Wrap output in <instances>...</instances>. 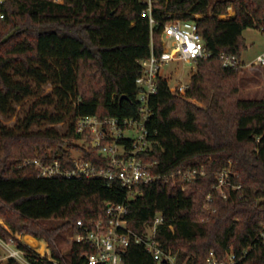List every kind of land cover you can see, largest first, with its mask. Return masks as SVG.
<instances>
[{
    "label": "trees",
    "instance_id": "1",
    "mask_svg": "<svg viewBox=\"0 0 264 264\" xmlns=\"http://www.w3.org/2000/svg\"><path fill=\"white\" fill-rule=\"evenodd\" d=\"M230 7L235 13L223 18ZM144 8L142 0H4L0 114L12 117L18 105L36 99L17 127H0V219L12 233L46 240L61 259L57 235L76 234L79 220L92 224L106 218L107 203L125 201L127 192L118 182L44 178L26 161L60 156L72 165L70 141L83 138L76 129L83 116L140 118V61L151 56L152 42L154 52L162 53L165 23L194 20L211 55L196 61L184 94L172 92L170 78L159 76L146 122L151 147L141 159L160 177L139 186L143 193L128 203L127 218L142 234L161 213L157 239L175 264H207L211 251L219 259L232 251L235 264H264V98H238L234 85L243 65L244 30L264 32V0H161L153 12L152 37ZM222 54L235 55L239 65L224 66ZM48 84L53 89L45 93ZM65 121L64 133L41 127ZM34 125L40 129L32 130ZM79 150L93 163L107 165L98 150ZM202 167L208 174L191 181L192 188L171 184L178 170ZM221 170L229 171L232 185L241 186L230 187L227 199L213 188L214 173ZM51 221L57 225H47ZM10 231L0 222L2 240L12 238ZM91 252L88 243L72 244V264H85L83 255ZM6 264L20 263L10 259ZM123 264L171 262L155 260L132 239Z\"/></svg>",
    "mask_w": 264,
    "mask_h": 264
},
{
    "label": "built area",
    "instance_id": "2",
    "mask_svg": "<svg viewBox=\"0 0 264 264\" xmlns=\"http://www.w3.org/2000/svg\"><path fill=\"white\" fill-rule=\"evenodd\" d=\"M61 2L63 0H54ZM161 0H142L145 8L142 16L148 18L151 37L155 25L154 8ZM4 0H0V7ZM3 17V15H0ZM149 58L140 61L143 68L141 75L136 79L139 89L137 100L140 104V118L125 119L117 118L99 119L97 116H83L76 122L77 132L83 139L89 140L87 149L98 150L99 154L107 160V165H98L85 158L84 152L80 156L72 155V165H66L60 156L48 160L36 158L27 160L26 164H32L38 171V175L44 178L65 177L81 179H105L112 184L118 182L127 192L125 201L120 204L107 203V216L92 224H86L79 220L78 228L81 230L72 234L67 241L70 246L74 243H88L92 252L85 253V264H123V253L133 239L136 243L143 244L146 250L155 260H170L175 264V259L165 253L160 241L157 239L159 227L164 223V217L157 213L152 224L145 225L142 234L132 230L128 221V203L142 195L141 184L151 183L159 175L151 172L149 164L141 159V153L151 147L148 138L146 122L151 114L150 99L157 92V80L165 63L171 60H183L187 63H196L199 59L210 57L198 24L194 20H174L163 25L162 45L163 51L157 55L153 50ZM221 60L224 66H236L240 61L235 55L222 54ZM264 65V54L259 55L254 64ZM189 84L171 85L172 92L183 94ZM131 132L132 134H126ZM264 136V135H263ZM132 139L131 145L121 142V139ZM261 136L257 137V141ZM197 170H178L172 174L171 184L178 186V178L183 183L195 180ZM229 171H224L215 189L218 195L224 199L229 196L228 189H240L241 186L232 185ZM182 183V184H183ZM180 185L182 190L184 185ZM210 199V198H209ZM1 223L10 231L2 221ZM11 232V231H10ZM12 233V232H11ZM9 241L0 238V264H6L10 259H15L20 264H35L37 260H44L53 264H72L71 257L65 256L61 250V259L54 257L51 246L46 240L39 239L24 232L12 233ZM20 243L22 246H20ZM34 252L31 255L27 249ZM207 264H235V256L228 251L224 258L219 259L211 251Z\"/></svg>",
    "mask_w": 264,
    "mask_h": 264
},
{
    "label": "rangeland",
    "instance_id": "3",
    "mask_svg": "<svg viewBox=\"0 0 264 264\" xmlns=\"http://www.w3.org/2000/svg\"><path fill=\"white\" fill-rule=\"evenodd\" d=\"M62 2V1H61ZM234 9L230 7L228 10L227 15H223V18L227 17L228 15H233ZM243 37L245 38L246 47L242 50L241 54V71L239 74L238 79L234 83V85L238 89V98L242 99H260L264 98V65L263 64H254L257 60L259 55L264 54V32L258 28H247L243 32ZM196 72V64L195 63H187L183 60H171L168 63H165L162 67L161 73L165 77L170 78V84H189L191 80L192 74ZM53 87L48 84L44 87V92L48 93L51 92ZM186 92V91H185ZM184 94V93H183ZM181 95V94H180ZM36 98L27 99L23 104L18 105L16 109L15 115L12 117H4L0 114V127H6L8 129H14L20 123V121L25 117L26 112L30 107L33 105ZM194 102L199 103L198 101L194 100ZM42 109H49L50 111L54 110L53 106H44ZM47 126H55L61 133L67 131L68 125L67 122H61L54 125L44 124L41 127L45 128ZM40 129L39 126L34 125L32 130ZM126 134L131 135V132H126ZM71 146L69 150L72 155L80 156L82 155L83 151L79 150V148L84 147L87 149L90 145V141L86 139H71ZM93 149V148H90ZM198 174L195 177V180L199 177H205L208 172L207 170L202 167L197 170ZM226 170L216 171L214 176L216 177L217 182L214 184L213 188L218 184L222 173ZM178 180V179H177ZM181 185L182 179H179ZM178 181V182H179ZM191 182L183 183L182 185L185 186L184 190L190 189L193 186L190 184ZM216 191V189H215ZM217 193V191H216ZM218 194V193H217ZM210 197H208L209 199ZM205 208L207 209L208 206L205 204ZM5 223L4 219H0V222ZM56 226L57 222L51 221L48 222L47 225ZM46 225V224H45ZM71 236L69 231L61 232L56 237V241L61 250H63L65 256H69V248L70 244L67 243L69 237Z\"/></svg>",
    "mask_w": 264,
    "mask_h": 264
},
{
    "label": "water",
    "instance_id": "4",
    "mask_svg": "<svg viewBox=\"0 0 264 264\" xmlns=\"http://www.w3.org/2000/svg\"><path fill=\"white\" fill-rule=\"evenodd\" d=\"M125 252V251H124ZM164 261H166L167 259L165 258V259H163Z\"/></svg>",
    "mask_w": 264,
    "mask_h": 264
}]
</instances>
